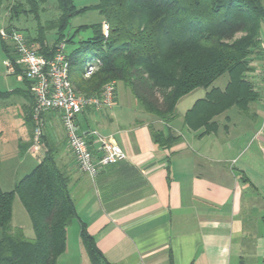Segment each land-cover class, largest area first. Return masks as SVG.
<instances>
[{"label": "crops", "instance_id": "0c3cea01", "mask_svg": "<svg viewBox=\"0 0 264 264\" xmlns=\"http://www.w3.org/2000/svg\"><path fill=\"white\" fill-rule=\"evenodd\" d=\"M0 20L4 29L7 18L2 13ZM260 41L246 75L258 96L245 113L237 106L211 120L207 116L217 107L192 113L193 121L194 116L208 118L213 126L206 128L213 132L200 136L204 127L186 124V114L207 91L182 97L175 118L166 125L144 112L130 89L117 82L114 106L86 109L76 124L90 145V132L98 131L124 150L125 160L100 169L95 179L80 173L58 112L48 111L42 115L36 149L30 152L21 145L22 156L11 153L19 167L3 175L1 188L11 191L49 153L68 180L77 213L73 240L82 247L84 224L108 263L264 264V22ZM220 79L214 86L223 92L228 78L215 85ZM24 83L12 95L18 108L32 99L30 85ZM16 119L25 131L20 113ZM153 129L177 139L169 146L157 145ZM1 149L6 150L0 141V164L5 156ZM69 244L67 230L66 249L57 264H66Z\"/></svg>", "mask_w": 264, "mask_h": 264}, {"label": "trees", "instance_id": "16d2710c", "mask_svg": "<svg viewBox=\"0 0 264 264\" xmlns=\"http://www.w3.org/2000/svg\"><path fill=\"white\" fill-rule=\"evenodd\" d=\"M45 4L47 0H0V14L4 11L7 18L4 29L23 31L25 39L46 58L59 42H65L66 52L76 34L91 30L90 37L66 52L69 81L79 95H98L106 84L122 82L144 112L168 125L182 97L205 90V98L186 114L190 128H205L200 136L213 132L206 127L213 126L208 122L217 113L232 106L244 112L258 96L246 75L260 49L263 0H97L81 8L74 0H55L56 18L43 21ZM88 11L98 13L101 21L80 26L71 36L66 34L70 20ZM21 18L35 23L33 32L15 25ZM103 24L108 31L106 38ZM50 33L55 35L51 44L47 41ZM1 48L13 73L19 74L12 46L2 41ZM95 60L99 61L96 70L85 77L87 66ZM224 76L228 83L221 92L214 83ZM22 78L31 89L30 82ZM15 92H0V101ZM203 106L219 110L207 116L210 120L194 116L197 119L193 121L192 113ZM151 137L160 146H169L177 139L154 129ZM15 198L29 219L31 239L21 228L11 227ZM76 218L68 180L47 153L11 191L0 186V264H57L66 249L67 229ZM80 242L90 264H110L84 224L80 226Z\"/></svg>", "mask_w": 264, "mask_h": 264}, {"label": "built area", "instance_id": "2783aa9c", "mask_svg": "<svg viewBox=\"0 0 264 264\" xmlns=\"http://www.w3.org/2000/svg\"><path fill=\"white\" fill-rule=\"evenodd\" d=\"M103 36L108 31L104 26ZM0 39L10 44L24 71V77L31 84L34 97L32 118L40 136L41 117L48 111L59 114L64 136L80 173L95 179L100 169L126 159L124 150L98 131H91L92 145L86 136L78 131L76 118L86 109L103 111L111 109L115 102V83L106 84L98 95L82 96L75 92L69 81V60L65 44L58 43L49 58L38 53L36 45L29 43L22 32L0 30ZM6 66L13 71L7 61ZM98 60L87 66L85 77L96 70ZM38 142V141H37ZM36 142V143H37Z\"/></svg>", "mask_w": 264, "mask_h": 264}, {"label": "rangeland", "instance_id": "374dc122", "mask_svg": "<svg viewBox=\"0 0 264 264\" xmlns=\"http://www.w3.org/2000/svg\"><path fill=\"white\" fill-rule=\"evenodd\" d=\"M97 2V0H74V5L77 8L85 7V6H91L94 5ZM264 5V0H263ZM55 6V0H47V4H45L43 7L45 8L44 14H42L41 19L49 20L54 19L57 16V13L54 9ZM2 15H5V12H2ZM100 16L98 13L94 11H88L83 14H80L76 16L75 18L71 19L69 22V27L66 32L68 35H72L74 31L80 27V26H89L92 24H95L97 22H100ZM1 22V20H0ZM7 23V21H6ZM33 21L30 18H21V20L18 23H15V25L18 28L26 27L30 30V32H33V28L35 27ZM1 26V23H0ZM106 26L105 24L102 25V27ZM17 28V29H18ZM3 29V27H0V30ZM24 34L23 31H20ZM91 36V30H85L80 31L78 34L75 35L73 38V43L68 44L66 48V52H70L74 47L77 46L78 41L86 40L88 37ZM55 39V35L53 33H50L47 35V41L51 44ZM1 40V39H0ZM64 43L65 42H59ZM1 46V42H0ZM66 46V45H65ZM0 92L1 93H7L18 89L24 88V80H22V76H24V69L23 67L16 62V70L19 71V74H14L10 71V69L6 66V56L4 52L2 51V48H0ZM5 61V62H4ZM226 76L222 77L217 84L219 85L221 82L226 80ZM5 101V100H4ZM18 98L16 97H9L5 102H1L2 105L0 107V131L1 129L3 132L1 133L0 141H1V149L2 151H5V156L2 157V164L0 168V180L2 181V177L4 174H10L13 169L19 165L17 162L15 163L13 161V158L15 157V154L22 156L21 153V145L24 147L26 146L27 149H29L30 152H33V149H36V145H38V142L40 140V136L37 135V130L35 126V122L32 118V105L33 100H27L26 106L24 105V108H18ZM5 105V106H4ZM20 110V111H19ZM20 113V116L22 117V121H24L25 125V131L20 130L18 126H21L18 122L17 114ZM9 119H14L13 122H9ZM20 139H18L19 147L16 148L15 142L16 137L22 136ZM38 141V142H37ZM37 142V143H36ZM25 149V147H24ZM14 154V157L12 154ZM28 165V164H25ZM25 165H22L24 167ZM23 172V171H21ZM12 220H11V227L12 228H21L24 232V235L26 238L31 239L33 237V232L31 229V225L29 222V219L23 210L21 204L15 198L13 202V208H12ZM76 220H73L71 224L68 227V234H69V249L67 253L68 260L66 264H90L88 257L83 250V247H80L77 243H75V240H73V232L76 229Z\"/></svg>", "mask_w": 264, "mask_h": 264}]
</instances>
